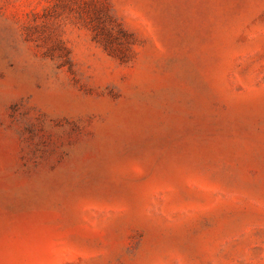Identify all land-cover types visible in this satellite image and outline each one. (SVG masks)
<instances>
[{
	"label": "rangeland",
	"instance_id": "obj_1",
	"mask_svg": "<svg viewBox=\"0 0 264 264\" xmlns=\"http://www.w3.org/2000/svg\"><path fill=\"white\" fill-rule=\"evenodd\" d=\"M0 264H264V0H0Z\"/></svg>",
	"mask_w": 264,
	"mask_h": 264
}]
</instances>
